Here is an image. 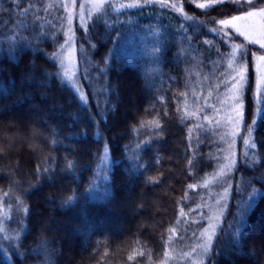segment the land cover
<instances>
[{"label":"trees","instance_id":"trees-1","mask_svg":"<svg viewBox=\"0 0 264 264\" xmlns=\"http://www.w3.org/2000/svg\"><path fill=\"white\" fill-rule=\"evenodd\" d=\"M179 2L194 20L158 4L112 10L105 3L83 29L71 17L73 83L46 75L63 72L45 55L64 53L69 11L61 0L0 2V264H210L199 248L209 225L216 229L211 264H264V196L242 237H234L249 181L264 189L252 180L264 174V119L253 114L250 97L252 56L264 50L238 36L225 43L209 31L213 19L241 13L234 4L205 11ZM232 42L248 50L249 86L237 166L221 177L231 143L209 105L227 86ZM188 112L196 116L182 119ZM254 119L248 139L244 125ZM44 161L50 178L34 174ZM93 180L95 189L86 191ZM225 181L230 191L217 203Z\"/></svg>","mask_w":264,"mask_h":264},{"label":"snow or ice","instance_id":"snow-or-ice-1","mask_svg":"<svg viewBox=\"0 0 264 264\" xmlns=\"http://www.w3.org/2000/svg\"><path fill=\"white\" fill-rule=\"evenodd\" d=\"M2 2V0H0ZM11 2L16 5V7H19L21 3L25 2V0H11ZM76 0H72V4L75 5ZM105 3V0H99V3H96L93 5V8L97 11L101 10L103 5ZM189 3H192L197 7L198 9L202 10H211L217 5H222L224 3H232L237 7V10L241 12L240 15H232L230 18L226 19H220L218 21V24L220 25L219 28H212L209 29L210 32L214 33L217 37L223 39L225 43L227 41L232 40L234 37H244L248 40L249 44L251 45H258L262 50H264V0H206V2L202 3H196L195 0H189ZM160 5L162 8L165 9H171L173 11L178 12L180 15L184 16L187 20H194L195 18L192 16L187 15L182 5L180 4L179 0H143V4L140 3V0H134L133 3L129 4H119V9H126V8H136L140 7L142 8L144 5ZM259 5V6H258ZM49 7H52V5H49ZM61 8L68 7V5L64 4L61 0V3L59 5ZM250 9V10H249ZM5 11L2 7H0V12ZM27 11V9H25ZM47 11V9H45ZM68 27L69 30H71V14L68 16ZM85 15L83 12V6H81V14H80V26L81 28H86L85 24ZM251 22V23H250ZM202 23V22H198ZM213 23H217L215 19H213ZM249 27H252L256 34L259 36V38H254V36L250 35L249 33ZM198 30V29H197ZM54 38V34H53ZM72 37L69 36L64 44L60 45V49L63 50L65 48V45H68L71 43ZM95 47V45H92ZM233 50L229 54L231 57H236L237 54H239V66L236 71V76L233 77L232 80V96L230 99L232 100V104L229 105V107L232 109V111L235 113V115L231 116L229 123L234 124V129L230 133V136L232 139H235L237 135H239V132L237 131L241 124H243V116L244 112L243 109L245 107L244 105V92L245 89L249 86L248 77L246 75L247 68H246V57L248 55V50L243 45H235L232 46ZM36 51H43V49L37 48ZM8 51H13L12 48H9ZM158 51V49L156 50ZM46 56L50 58L52 62H55L56 60L60 61V67L63 69V72L56 71L53 73H46L49 77H57L60 79L61 83L64 82L65 79L71 81L72 76L68 72L67 68L64 67L65 61L61 58V51H56L53 53H45ZM264 61V56L254 57L253 58V76H254V88L250 92V97L253 103L254 108V115L259 117V119H264V64L257 65L256 61ZM80 96L81 101H83V93H78ZM209 107H214L212 105H209ZM103 116V113H101ZM196 116V112H188L185 113V115L182 117V119H189L191 117ZM205 120H208L209 118L207 116L204 117ZM211 123V121H209ZM155 125V128L161 129V125L159 123H156L155 121L152 122ZM257 124V120H253L251 125L245 124L244 128L245 131L248 133V135L251 137L253 129L255 125ZM194 128H200L203 129V124H197L193 126ZM191 135V130H190ZM223 139V137H221ZM241 140L243 141V144L246 148H254L255 144L252 143L251 140H246L244 137H241ZM199 142V139L197 140ZM152 143V140H145L143 142V145H150ZM142 145H137V147H141ZM228 155H225L223 157V160L225 163L221 165L219 176L223 177L227 174H230L237 166L235 154L233 152V146L229 144L227 149ZM248 153L247 151L244 153V156L247 157ZM158 162V160H157ZM45 163H48L47 161L41 162L37 165L35 175H45L49 178L52 174V166L49 165L48 167H45ZM244 164L246 167L252 168L254 170V163L245 159ZM189 165L193 168L197 167L198 161L189 160ZM68 169H71L73 167V164L71 161L67 163ZM41 169H43V172H41ZM107 178V177H106ZM252 180H258L261 183H264V174L252 178ZM225 186L223 188V192L225 194L229 193L231 188V183L228 181H225ZM90 188L86 189V191H93L96 187V181H90ZM207 186V185H205ZM189 188H195L196 185H189ZM249 189V196L247 197V202L244 204L243 207L239 208L238 214L235 217V219L238 221V224L234 225V237H242L243 233L241 229L244 226V223L247 221L248 216L252 213V211L255 209L257 204L259 203L258 195L264 196V189H257L252 186V181H249L248 184ZM77 197L74 195L69 196L67 198L66 203H71L74 199ZM223 199V197H222ZM219 203V201H217ZM199 207V206H198ZM27 209H22V212H26ZM211 219V218H210ZM216 219H219V217H216ZM174 231V229L170 230ZM215 233V227L213 225H209L208 228H205L203 232L200 233V236L206 237L205 241L202 244H199L200 251L203 255H206L208 257V260L211 264L212 256H211V249H212V239L213 235ZM192 236H196V233H192ZM172 237L169 236V240H171ZM11 243V241H8ZM184 242V238L181 237V243ZM195 251V249H193ZM20 253L17 252V255ZM139 255L143 256L144 253L141 252ZM249 255H252V253H249ZM129 259H132V257H129Z\"/></svg>","mask_w":264,"mask_h":264},{"label":"rangeland","instance_id":"rangeland-1","mask_svg":"<svg viewBox=\"0 0 264 264\" xmlns=\"http://www.w3.org/2000/svg\"><path fill=\"white\" fill-rule=\"evenodd\" d=\"M62 2L66 5H68V7H66L67 10L69 11V13L67 14V18L69 16V14H71V17H73V19L77 16V18L79 19V22H80L81 6H83V12H84V15L86 17L85 24H87L86 22H87L88 18L90 17L89 15L93 11H96V9L93 8V5L96 3H99V0H76L75 5L72 4V0H62ZM133 2H134V0H105V3H107L109 6H111L112 10H114L115 7H116V9H119L118 6L121 3L129 4V3H133ZM202 2H206V1L205 0L196 1V3H202ZM140 3H143V0H140ZM75 6L77 7L78 12H77V10H75ZM240 14H242V13H240ZM219 27H220V25L218 24V21H217L216 28H219ZM249 33H250V35L254 36V38H259V36L256 34L255 30L252 27H249ZM69 36L72 37V30H69V34L67 35V38ZM242 38L245 39L244 37H242ZM245 40L248 42L247 39H245ZM235 45H241V44L232 42V44L230 45L231 52L233 50L232 46H235ZM63 50H64L63 51L64 53L62 55V59H64V61H65L64 66H65V68H67L68 72L72 76V80L70 82L73 83L74 82V73L77 70L76 46H75V41L73 40V38L71 40V43L68 45H65V48ZM259 56H264V54L263 55L262 54L253 55L252 61H253L254 57H259ZM256 64L257 65L264 64V61L257 60ZM238 66H239V54H237L236 57L230 56L228 61H226V67H225L226 71H225L224 83H226L227 86L224 89V91L222 92L219 99H217V102L215 103L214 110H213L214 113L211 116L212 118H214L216 120V123L219 122L224 126L226 124V127H227L226 133L228 136L227 140L230 141L231 145L233 146V152H234L235 156H236V150H235L236 142H237L238 136L240 135L241 130L243 128V124H241L240 128L237 130L239 132V135H237L235 137V139H232L230 136V133L233 131L235 126H234V124L229 123V120H230L231 116L235 115V113L232 111V109L229 107V105L232 104V100L230 99V97L232 96V91H231L232 80H233V77L236 76L235 69H237ZM253 67H254V65H253ZM246 68H247V60H246ZM247 73L248 72H246V75H247ZM247 77H248V75H247ZM243 112H244V109H243ZM243 123H244V116H243ZM247 137H248V139L250 138V136H248V135H247ZM225 155H228L227 151L224 153V156ZM218 172L220 173V169ZM225 195L226 194L223 192V190L221 193L218 194L217 199L219 200V202H220L222 197H223V199L225 198ZM152 203H153V201H152ZM154 205H155V202H154ZM215 215H216V213H214V216ZM210 216L211 215H209L208 218ZM153 222H154L153 220H148L147 223H153ZM215 233H216V229H215ZM215 233H214V235H215ZM214 235H213V237H214Z\"/></svg>","mask_w":264,"mask_h":264}]
</instances>
